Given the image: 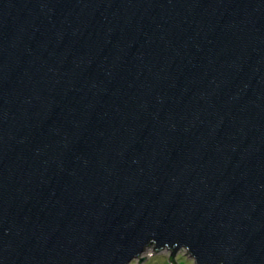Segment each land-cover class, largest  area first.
I'll return each instance as SVG.
<instances>
[{
    "label": "water",
    "instance_id": "1",
    "mask_svg": "<svg viewBox=\"0 0 264 264\" xmlns=\"http://www.w3.org/2000/svg\"><path fill=\"white\" fill-rule=\"evenodd\" d=\"M150 246L264 264V0H0V264Z\"/></svg>",
    "mask_w": 264,
    "mask_h": 264
},
{
    "label": "rangeland",
    "instance_id": "2",
    "mask_svg": "<svg viewBox=\"0 0 264 264\" xmlns=\"http://www.w3.org/2000/svg\"><path fill=\"white\" fill-rule=\"evenodd\" d=\"M170 255L171 250L169 249L157 252L154 250L153 246H150L147 248V251L141 255V257L134 259L130 264H173ZM143 257L145 258L141 260ZM174 261L177 264H195L193 258L190 256V253L185 248H181L178 251L174 257Z\"/></svg>",
    "mask_w": 264,
    "mask_h": 264
},
{
    "label": "bare ground",
    "instance_id": "3",
    "mask_svg": "<svg viewBox=\"0 0 264 264\" xmlns=\"http://www.w3.org/2000/svg\"><path fill=\"white\" fill-rule=\"evenodd\" d=\"M147 251V250H146Z\"/></svg>",
    "mask_w": 264,
    "mask_h": 264
}]
</instances>
